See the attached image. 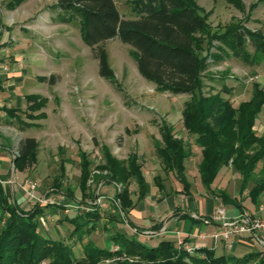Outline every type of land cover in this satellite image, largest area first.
Returning <instances> with one entry per match:
<instances>
[{
    "label": "rangeland",
    "instance_id": "obj_1",
    "mask_svg": "<svg viewBox=\"0 0 264 264\" xmlns=\"http://www.w3.org/2000/svg\"><path fill=\"white\" fill-rule=\"evenodd\" d=\"M114 1L121 16L133 18L129 6L132 0ZM190 1L206 20V32L196 36L199 41H203V49L208 45V37L214 33L223 32L239 23L246 28L256 29L257 19L264 17V11L261 10L260 16L258 10L264 6V0H240L242 7L239 9L227 0ZM16 2L17 0H0V183L11 197L12 203L24 211L36 204L55 206L50 213L39 218V231L50 237L52 231L59 232L58 237L67 238L72 227L67 224L57 225V218L73 216L79 211H90L86 207L97 206L105 214L119 217L115 196L120 186L116 188L107 183V172L100 169L104 164L102 148L119 161L136 156L147 181L148 192L157 190V177L158 182H164L165 191H169L171 195H175L172 194L174 188L183 191L174 174L164 171L155 152L154 146L157 140L160 141L159 130L163 126L172 128L178 139L191 145V157L184 163L185 178L189 189L196 193V185H201L197 171L201 152L193 145V138L186 135L182 126V110L188 96L157 92L154 85L138 74L130 47L113 40L106 42L105 49L109 66L121 87V92L117 91L99 76L97 61L92 58L89 48L81 39L78 21L61 23L56 14L49 10L57 0H21L19 5ZM13 5L16 7L11 8ZM196 47H200L199 44ZM247 51L253 55L250 43H247ZM196 52L199 55L205 54ZM256 70V65L232 57L227 62L210 64L203 78L202 93H221L233 104L249 100L250 86L255 82L251 72L264 74L263 70ZM206 77H212L214 81L210 82ZM50 78L52 83L49 82ZM222 79L226 87L238 88L235 95L223 91ZM236 94L241 96L236 97ZM26 96H38L45 103L38 111L28 110ZM3 109L16 110L17 120L7 119ZM39 115L43 117H38ZM263 119L264 109L258 115L257 125ZM255 130L257 133L262 131L259 127ZM25 138L36 140L37 153L33 160L24 163L20 167L22 169L18 170L15 169L17 148ZM79 154L84 155L91 163L85 184L80 180ZM3 162H6V168L3 167ZM261 166L259 164L256 171ZM231 171L230 168L221 170L219 175H224L219 180L217 177L213 186L223 184L227 178L231 184ZM29 184L35 185L33 196L28 191ZM69 191H73L74 201L66 197L65 193ZM127 191L130 192L134 208L143 202L146 205L152 202L145 200L147 196L138 200V187L134 183L127 187ZM60 204L62 211L56 209ZM5 215L2 226L8 216ZM102 220L89 236L75 234L76 236L67 240L75 246L73 248L77 258L82 256V243L88 239L98 246H103L104 243L110 245V251L118 250L107 237L108 230L115 226L114 222L108 221L101 225ZM110 223L113 225L111 228ZM136 233L134 232V236L141 243L154 244ZM126 234L133 236V231L127 230ZM176 234L175 245L178 235L184 237L179 232ZM185 237V244H188L191 237ZM79 238L81 242L77 241ZM253 249L237 247L234 254H247ZM124 261L131 264L143 263L136 257H125ZM115 262L117 259L111 258L97 264ZM40 264L48 262L42 261Z\"/></svg>",
    "mask_w": 264,
    "mask_h": 264
},
{
    "label": "trees",
    "instance_id": "obj_2",
    "mask_svg": "<svg viewBox=\"0 0 264 264\" xmlns=\"http://www.w3.org/2000/svg\"><path fill=\"white\" fill-rule=\"evenodd\" d=\"M227 1L237 9L242 7L240 0ZM20 2L17 0L16 4ZM129 6L132 19L120 15L114 0H57L49 10L61 23L78 21L81 39L97 61L99 76L117 91L121 92V87L109 66L105 49L106 42L113 40L130 47L138 74L154 85L157 92L188 96L182 110V126L186 135L193 138V145L201 149L198 174L202 187L212 191L220 171L230 168L240 180L238 196L247 193V198L255 204L264 194V132L259 135L255 130L264 106V89L258 83H252L250 100L237 104L221 93L204 95L202 89L210 64L217 65L231 57L252 65L261 64L264 61V35L239 23L208 37V45L203 49V41L196 36L206 32V20L190 0H132ZM247 43L254 47L253 55L248 53ZM197 44L200 47L197 48ZM196 50L205 54L199 55ZM206 78L214 81L212 77ZM51 79L50 83L53 82ZM221 82L223 91L229 94L224 80ZM25 100L31 111L40 110L45 103L38 96H26ZM3 110L7 119L17 120L16 110ZM159 134L160 141L157 140L154 146L156 155L164 171L174 174L183 191L188 193L184 163L191 157V145L178 139L170 127H161ZM37 148L35 139L22 140L17 148L15 169L20 170L21 165L33 160ZM102 150L104 164L100 169L107 172V183L116 188L120 186L115 196L120 218L105 214L97 206L86 207L90 211H79L58 219L57 224L72 227L67 238L44 236L39 231V218L46 216L55 206L36 204L24 211L12 203L0 183V264H40L42 261L48 264H97L111 258L117 259L114 264H131L124 261L125 257H136L142 264H264V253L236 258L216 256L212 250L199 247L194 255H190L167 241L153 247L141 243L134 236V232L140 233V230L127 217L134 208L127 187L132 183L138 187L139 201L147 196L148 184L141 165L134 155L126 161H119L105 148ZM78 157L80 180L85 184L91 163L82 154ZM259 164H262L261 169L256 171ZM156 180L158 191L167 195L158 177ZM65 194L74 201L73 191ZM218 196L224 203L230 201L227 191ZM61 206L57 205L56 209L62 211ZM5 214L8 216L2 226ZM103 218L115 224L112 230H108L107 237L118 250L99 247L88 239L82 243V256L77 258L75 246L67 240L75 234L89 236ZM127 230L133 231V236H128Z\"/></svg>",
    "mask_w": 264,
    "mask_h": 264
},
{
    "label": "crops",
    "instance_id": "obj_3",
    "mask_svg": "<svg viewBox=\"0 0 264 264\" xmlns=\"http://www.w3.org/2000/svg\"><path fill=\"white\" fill-rule=\"evenodd\" d=\"M258 10L261 16V10L264 11V6L262 5L261 7L258 8ZM256 22L258 23V27L256 29H252L249 27L247 28L251 31H261L263 32L264 35V17L261 19H257ZM253 51H254V47H253ZM225 61L227 62L228 59H226ZM256 67H257L256 71L258 70L264 71V61L261 64L256 65ZM251 74H253L252 76H254L253 79L255 80V82L253 83H258L260 87L264 89V74L258 75L255 72H251ZM228 89L230 90L231 94L235 95L238 88L233 86V87H229ZM240 96L241 95H237L236 97H240ZM258 127L259 130L262 129V131H259L258 133L259 135H261L264 132V119L263 121H261V123H259V125H257L256 128ZM200 150L201 149H199V152H201ZM199 154L201 155V153ZM2 165H4L3 167L6 168V162H3ZM223 175L222 174L218 175L217 180H219L220 177ZM231 177L233 179V182H231V184H229L230 180L228 178L224 179L223 177L224 179L223 184L217 183L218 185L215 186L216 188L212 185L213 186L212 191L204 190L202 185L199 186L196 185L197 186V188H195L197 190L196 193L192 189H190L188 193H185L181 189L174 188L172 194L175 195H171L167 190L168 192L166 193L169 194L162 196L160 195L161 193L158 191L157 188L155 192H151V190L150 192L147 191V197L145 198V200H151L152 201L151 204L146 205L143 202L138 206H135V208L128 213L127 217L129 221L137 229H141L140 233H136V235L138 236L141 235L143 237L145 236L150 243L152 241L154 242V244L152 245L146 243L151 247L156 246L161 241L174 243L177 235L176 233L179 232L183 236L189 235L191 238L189 241L188 240L187 241L192 245L199 246L200 248L210 249L215 253L216 256L225 255V256H233L236 258H241L250 253L263 254L264 231H258L254 234L255 235L254 237L259 239L260 241L259 244L253 243L250 237L245 236L238 244L234 246L232 251H228L223 243H219L216 247H214V243L210 238H205L204 240L192 239V236L196 234H204L209 236L212 233L220 231L221 224L219 222L214 221L212 218L215 211L220 207L225 210V215L228 220H235L244 212H248L254 217L264 219V194L261 195V197L256 201L255 204H252L250 200L247 198V193H244L242 197L238 196V191L236 189L238 187V178L236 174L233 172L231 173ZM162 184L164 186V182H162ZM229 187L231 189H229ZM222 191H227V193L230 195V201L226 203L222 201V198L218 196L219 193ZM239 200H241V204L239 203ZM240 206L243 208L241 209ZM106 222L108 221L103 219L100 224L101 225L107 224ZM113 225L115 224L113 223ZM113 225H111L110 228L113 227ZM50 235L52 236V238H56L59 236V232L53 233L51 231ZM63 237L64 236L58 238L62 239ZM99 247L106 249L112 248L110 245L106 243H104L103 246H99ZM237 247H243L248 249L254 248V249L250 250L247 254L237 256L234 254V250Z\"/></svg>",
    "mask_w": 264,
    "mask_h": 264
},
{
    "label": "built area",
    "instance_id": "obj_4",
    "mask_svg": "<svg viewBox=\"0 0 264 264\" xmlns=\"http://www.w3.org/2000/svg\"><path fill=\"white\" fill-rule=\"evenodd\" d=\"M4 70L7 72V68ZM34 190L35 185L29 184L28 191L31 196L34 195ZM212 218L214 221L221 224L220 231L212 233L209 236L196 234L192 236L193 239L204 240L205 238H210L214 243V247H216L219 243H223L228 251H232L234 246L245 236L250 237L253 243H260L259 239L254 237V234L258 231H264V219L254 217L250 213L244 212L235 220H228L225 215V210L221 207L215 211ZM186 238L187 237L185 236L180 237V235H178L176 239V246L180 249L183 247L184 249L182 250L186 253L194 255L199 246L192 245L191 243L185 244Z\"/></svg>",
    "mask_w": 264,
    "mask_h": 264
}]
</instances>
